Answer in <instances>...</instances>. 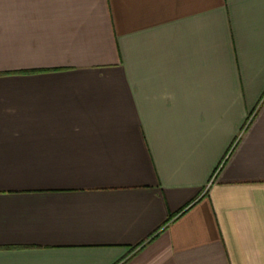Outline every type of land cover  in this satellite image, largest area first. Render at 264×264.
<instances>
[{"label":"crops","instance_id":"0c3cea01","mask_svg":"<svg viewBox=\"0 0 264 264\" xmlns=\"http://www.w3.org/2000/svg\"><path fill=\"white\" fill-rule=\"evenodd\" d=\"M0 264H264V0H0Z\"/></svg>","mask_w":264,"mask_h":264},{"label":"rangeland","instance_id":"374dc122","mask_svg":"<svg viewBox=\"0 0 264 264\" xmlns=\"http://www.w3.org/2000/svg\"><path fill=\"white\" fill-rule=\"evenodd\" d=\"M251 118V117H250Z\"/></svg>","mask_w":264,"mask_h":264}]
</instances>
